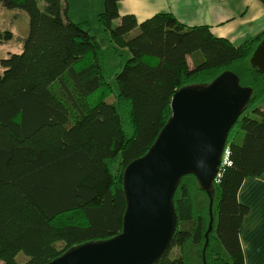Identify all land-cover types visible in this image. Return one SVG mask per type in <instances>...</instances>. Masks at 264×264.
<instances>
[{
  "label": "trees",
  "instance_id": "1",
  "mask_svg": "<svg viewBox=\"0 0 264 264\" xmlns=\"http://www.w3.org/2000/svg\"><path fill=\"white\" fill-rule=\"evenodd\" d=\"M121 1L103 0L102 30L91 34L70 18L67 0H0L28 17L22 50L0 58V261L48 264L120 234L124 171L154 144L175 92L233 72L253 91L214 183L213 229L206 238L208 193L195 174L183 175L173 197L177 228L155 264H244L249 208L238 192L264 172V75L250 63L264 32L236 45L171 12L139 23L120 13ZM11 38L0 30V41Z\"/></svg>",
  "mask_w": 264,
  "mask_h": 264
},
{
  "label": "water",
  "instance_id": "2",
  "mask_svg": "<svg viewBox=\"0 0 264 264\" xmlns=\"http://www.w3.org/2000/svg\"><path fill=\"white\" fill-rule=\"evenodd\" d=\"M250 63L264 75V37ZM251 92L239 86L233 72L223 73L208 86L178 89L171 100L172 115L154 144L124 171L123 231L74 247L48 264H155L171 245L178 224L173 197L179 179L188 173L195 174L210 197L208 238L214 224V178L224 163L230 129Z\"/></svg>",
  "mask_w": 264,
  "mask_h": 264
},
{
  "label": "crops",
  "instance_id": "3",
  "mask_svg": "<svg viewBox=\"0 0 264 264\" xmlns=\"http://www.w3.org/2000/svg\"><path fill=\"white\" fill-rule=\"evenodd\" d=\"M119 8L122 15H135L139 23L171 12L183 24L208 25L215 36L236 45L264 32L261 0H122ZM238 199L249 208L240 229L244 264H264V172L244 180Z\"/></svg>",
  "mask_w": 264,
  "mask_h": 264
},
{
  "label": "rangeland",
  "instance_id": "4",
  "mask_svg": "<svg viewBox=\"0 0 264 264\" xmlns=\"http://www.w3.org/2000/svg\"><path fill=\"white\" fill-rule=\"evenodd\" d=\"M67 1L69 3V16L73 21L83 22L82 25L87 26L86 28L90 31L91 34H97L102 30L98 21V13L100 12L99 10L101 8L100 3L103 2V0H67ZM40 4L43 5L44 4L43 1H40ZM84 23H86L87 25H85ZM0 30L10 31L12 35L11 39L0 41V58L6 56L10 52H20L22 50V44L18 42L17 38L25 37L28 33L27 15L18 10L6 9L0 6ZM115 90H117L116 85H115ZM259 105L264 107V98L260 101ZM245 107L243 108L242 113L244 112ZM241 115L239 116V118L241 117ZM232 128L230 129L231 133L229 132L230 135H228L229 136L228 142L233 139V137L237 133V130L239 129V126H235L233 129ZM225 149H226V145H225ZM218 176L219 175H217L216 178H214V183ZM214 183H213V187H214ZM219 249H221V247H219ZM177 253H178V249L173 248V250L171 251L172 256ZM17 259L19 262H24L27 259V257L23 253H21L17 257ZM0 264L3 263L0 261Z\"/></svg>",
  "mask_w": 264,
  "mask_h": 264
},
{
  "label": "built area",
  "instance_id": "5",
  "mask_svg": "<svg viewBox=\"0 0 264 264\" xmlns=\"http://www.w3.org/2000/svg\"><path fill=\"white\" fill-rule=\"evenodd\" d=\"M226 155V156H225ZM227 159H228V151L226 150L225 151V154H224V158H223V162H224V164L227 162ZM218 175H219V173H218Z\"/></svg>",
  "mask_w": 264,
  "mask_h": 264
},
{
  "label": "clouds",
  "instance_id": "6",
  "mask_svg": "<svg viewBox=\"0 0 264 264\" xmlns=\"http://www.w3.org/2000/svg\"><path fill=\"white\" fill-rule=\"evenodd\" d=\"M225 151H226V149H225ZM225 151H224V154H225ZM224 154H223V155H224Z\"/></svg>",
  "mask_w": 264,
  "mask_h": 264
}]
</instances>
